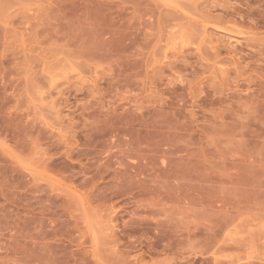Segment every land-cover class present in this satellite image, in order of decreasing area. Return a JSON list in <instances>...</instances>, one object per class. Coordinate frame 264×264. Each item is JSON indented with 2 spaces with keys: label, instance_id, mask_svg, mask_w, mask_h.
I'll return each mask as SVG.
<instances>
[{
  "label": "rangeland",
  "instance_id": "rangeland-1",
  "mask_svg": "<svg viewBox=\"0 0 264 264\" xmlns=\"http://www.w3.org/2000/svg\"><path fill=\"white\" fill-rule=\"evenodd\" d=\"M0 264H264V0H0Z\"/></svg>",
  "mask_w": 264,
  "mask_h": 264
}]
</instances>
